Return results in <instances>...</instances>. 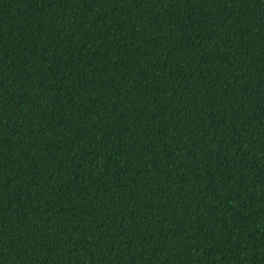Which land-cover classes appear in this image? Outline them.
<instances>
[{
  "label": "trees",
  "instance_id": "obj_1",
  "mask_svg": "<svg viewBox=\"0 0 264 264\" xmlns=\"http://www.w3.org/2000/svg\"><path fill=\"white\" fill-rule=\"evenodd\" d=\"M0 264H264V0H0Z\"/></svg>",
  "mask_w": 264,
  "mask_h": 264
}]
</instances>
